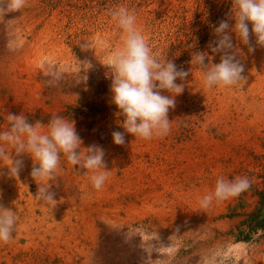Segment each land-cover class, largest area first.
Returning a JSON list of instances; mask_svg holds the SVG:
<instances>
[{
    "label": "rangeland",
    "instance_id": "1",
    "mask_svg": "<svg viewBox=\"0 0 264 264\" xmlns=\"http://www.w3.org/2000/svg\"><path fill=\"white\" fill-rule=\"evenodd\" d=\"M7 3L0 0V132L10 127L8 113L45 128L57 115L74 121L79 151L102 148L108 178L95 189L94 173L61 154L45 182L55 200H45L30 175L31 156L5 146L0 205L18 220L13 238L0 244V264H264V231L236 236L264 188V48L254 36L243 43L234 26L230 46L220 45L215 28L234 23L233 0L199 8L196 0H26L19 11ZM122 6L158 59L189 73L177 78L182 93L160 90L175 95L162 138L127 133L111 102L112 70L102 63L125 38L111 15ZM199 51L209 67L235 57L244 78L205 88L201 67L190 63ZM113 131L124 133L123 145ZM219 177H247L251 186L202 208ZM234 243L243 245V261Z\"/></svg>",
    "mask_w": 264,
    "mask_h": 264
},
{
    "label": "clouds",
    "instance_id": "2",
    "mask_svg": "<svg viewBox=\"0 0 264 264\" xmlns=\"http://www.w3.org/2000/svg\"><path fill=\"white\" fill-rule=\"evenodd\" d=\"M26 0H8L9 11H19ZM234 15L228 21H221L215 28L220 34V45L230 46V35L227 30L235 27L243 43L249 45L252 36L255 44L264 48V0H233ZM118 27L126 34L122 46L110 51L102 65L112 70L110 90L111 102L123 116L122 127L134 136L144 140L153 137L162 138L170 131L168 112L175 107L174 96L183 92L184 81L189 75L187 71L178 70L172 62H161L158 53H153L145 37L136 27V16L126 7H120L111 13ZM251 25V28L249 27ZM107 47V45H105ZM250 51L254 48L250 46ZM190 63L197 64L203 72L205 88L214 86L227 87L237 84L244 78L243 65L233 56H224L219 63L211 67L207 65L204 52L195 53ZM160 90L175 95L165 96ZM9 129L0 132V159L7 158V149L11 147L17 156L29 154L33 160L31 177L38 185V196L45 200L53 199L49 191L50 185L45 182L54 178L61 154L68 163L81 169L92 171L90 179L95 189L99 190L107 180L104 151L91 145L85 152H80L82 140L75 130L74 121L61 116H53L46 128L42 122L31 123L23 115L8 113ZM113 142L117 145L125 143L124 133L113 131ZM20 161L13 162L10 174L17 176ZM104 169L105 171H96ZM247 177H236L226 180L219 177L214 191L200 200L202 208H208L213 200L224 201L238 197L250 188ZM18 217L14 211L0 205V244H7L13 238Z\"/></svg>",
    "mask_w": 264,
    "mask_h": 264
},
{
    "label": "trees",
    "instance_id": "3",
    "mask_svg": "<svg viewBox=\"0 0 264 264\" xmlns=\"http://www.w3.org/2000/svg\"><path fill=\"white\" fill-rule=\"evenodd\" d=\"M203 1L206 2L204 4L205 7H207L209 3L214 2V0H196V6L199 8ZM257 194L260 198L259 205L241 221L240 225L246 226L247 229L239 228L236 235L237 239L250 240L252 234L259 229L264 231V188L258 190Z\"/></svg>",
    "mask_w": 264,
    "mask_h": 264
},
{
    "label": "bare ground",
    "instance_id": "4",
    "mask_svg": "<svg viewBox=\"0 0 264 264\" xmlns=\"http://www.w3.org/2000/svg\"><path fill=\"white\" fill-rule=\"evenodd\" d=\"M231 246L235 250H240V251H238L239 252V259L243 261L244 260V255H240L242 253V251H243V248H242L243 245L241 243H234Z\"/></svg>",
    "mask_w": 264,
    "mask_h": 264
},
{
    "label": "built area",
    "instance_id": "5",
    "mask_svg": "<svg viewBox=\"0 0 264 264\" xmlns=\"http://www.w3.org/2000/svg\"><path fill=\"white\" fill-rule=\"evenodd\" d=\"M94 71H96V70H94Z\"/></svg>",
    "mask_w": 264,
    "mask_h": 264
}]
</instances>
